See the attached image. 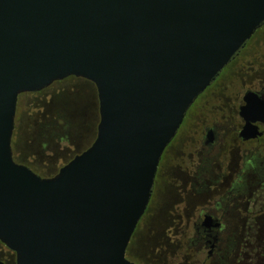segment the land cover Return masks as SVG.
Segmentation results:
<instances>
[{"label": "water", "instance_id": "95a60500", "mask_svg": "<svg viewBox=\"0 0 264 264\" xmlns=\"http://www.w3.org/2000/svg\"><path fill=\"white\" fill-rule=\"evenodd\" d=\"M263 23L264 0H0V242L15 264H134L164 149ZM71 76L96 88V137L40 177L12 158L18 96ZM244 101L246 140L264 103Z\"/></svg>", "mask_w": 264, "mask_h": 264}, {"label": "flooded vegetation", "instance_id": "af4514ba", "mask_svg": "<svg viewBox=\"0 0 264 264\" xmlns=\"http://www.w3.org/2000/svg\"><path fill=\"white\" fill-rule=\"evenodd\" d=\"M263 30L264 23L188 108L174 138L162 153L150 201L132 237L147 213L159 170L165 157L173 151L171 148L184 129L189 111L252 43L260 46L256 37ZM262 65L244 71L239 86L232 90L225 88V98L212 93L208 101L215 102V110L210 120L190 125L192 140L183 144L179 151L183 166L180 171L166 173L176 181L168 193L166 207L169 212L163 216L164 221L171 222L165 232L168 234L163 236L162 251L168 252L166 259L172 261L167 264H252L253 261L264 264V232L254 231L257 238L249 244V224L264 222V122L253 124L259 136L246 140L240 136L245 125L240 116V109L246 105L244 96L252 93L264 103ZM0 262L15 264V253L1 242Z\"/></svg>", "mask_w": 264, "mask_h": 264}, {"label": "rangeland", "instance_id": "374dc122", "mask_svg": "<svg viewBox=\"0 0 264 264\" xmlns=\"http://www.w3.org/2000/svg\"><path fill=\"white\" fill-rule=\"evenodd\" d=\"M256 40L260 46H254L256 43H252L249 49L224 71L212 90L189 111L184 129L171 148L173 151L167 153L159 170L147 213L139 223L127 249L126 257L134 263L172 262L166 259L168 252L162 251L165 243L163 236L168 234L165 232L171 225V222L164 221L163 216L169 212L166 207L169 200L168 193L173 189L171 185L176 181L170 179L166 173L170 170L180 171L182 168L183 158L179 151L183 144L192 140L190 125L210 120L215 110V102L208 101L212 93H218L220 98H225L227 92L225 88L232 90L239 86V78L244 71L254 65L263 66L264 30L258 34ZM98 122L97 92L87 80L71 76L54 82L40 92L20 94L11 140L13 161L27 166L40 177H52L75 155L80 154L93 143ZM160 192L163 194L162 197ZM258 229L261 233L264 232V222L249 224V232L252 233H249L251 236L249 244H252L254 237L256 240L257 236L253 232ZM260 237L258 234V240ZM258 262L253 261L252 264Z\"/></svg>", "mask_w": 264, "mask_h": 264}]
</instances>
